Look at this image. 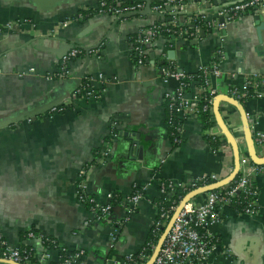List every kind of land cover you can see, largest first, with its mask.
I'll use <instances>...</instances> for the list:
<instances>
[{"label": "crops", "instance_id": "crops-1", "mask_svg": "<svg viewBox=\"0 0 264 264\" xmlns=\"http://www.w3.org/2000/svg\"><path fill=\"white\" fill-rule=\"evenodd\" d=\"M97 1L0 0V24H13L0 34V232L11 245L30 246L39 264L56 263V245L83 249L80 264L119 261L146 241L158 214L156 199L164 196L160 181L189 183L211 173L217 179L228 175L234 165L233 147L213 110L217 94L241 102L251 136L254 128L264 130V92L237 98L225 89L240 86L248 75L264 73V6L261 12L248 11L226 21L222 28L207 25L193 35L184 31L170 38L160 34L143 44L145 58L139 63L131 46L142 27L156 20L190 21L193 16H202L206 23L220 21L223 15L216 7L224 0L187 2L176 18L146 9L147 1L151 7L157 0H117L143 3L141 10L121 15L83 10ZM73 43L84 52L70 62L65 78L51 77ZM207 63L219 68V73H208L220 91L212 98L213 122L205 128L192 111L176 112L181 126L180 141L175 142L165 92L174 93L178 82L164 77L162 68L176 65L192 73ZM28 67L34 70L26 72ZM86 78L93 93L78 94ZM198 84L194 78L185 94L192 98ZM55 106L64 109L50 110ZM218 110L238 144L239 168L249 171L247 165L255 163L261 169L250 171L258 189V211L226 208L223 218L207 227L215 240L210 260L264 264V163H256L247 150L237 106L220 99ZM124 130L133 138L138 134L143 143L137 159H127ZM205 134L216 136L217 148ZM253 146L264 155L254 141ZM80 180L101 205L110 204L118 191L119 199L106 218L97 219L78 199ZM135 188L142 194L129 211L128 197ZM204 195L200 192L190 200ZM115 220L125 221L113 235ZM29 230L35 235L29 237ZM145 254L150 255L149 250Z\"/></svg>", "mask_w": 264, "mask_h": 264}, {"label": "built area", "instance_id": "built-area-1", "mask_svg": "<svg viewBox=\"0 0 264 264\" xmlns=\"http://www.w3.org/2000/svg\"><path fill=\"white\" fill-rule=\"evenodd\" d=\"M194 0H157L152 4L150 9L153 12L159 14H168L171 16L180 15L181 10H183L184 5L187 2H192ZM210 3L212 0H209ZM264 6V0H237L230 1L224 0L221 1L219 6L216 7L217 12L222 16V20H211L207 22L210 26H215L216 29L222 28L225 25V22L231 19H236L248 11H254V13L261 12ZM91 7V8H89ZM143 8V3L134 2L128 4H122L117 0H98L94 5L84 7L83 10H89V14H122L123 12L130 11H139ZM199 14V13H198ZM194 17V16H193ZM202 20L206 22V19H203L202 16H199ZM179 19H174L171 24H178ZM165 21L161 20L160 23L155 21L148 24L146 27H142L138 37L134 40L135 44L131 46V53L136 57L137 62L141 63L145 58V49L143 44L150 42L156 36L163 34L161 33V24L163 25ZM170 22V21H168ZM180 22V21H179ZM189 21L185 18L181 22L187 24ZM214 22V24H212ZM166 23V22H165ZM212 24V25H211ZM13 27L11 22H6L0 24V34L3 33V30L10 29ZM199 25H195L194 30L190 31L191 35L198 30ZM169 28V26H168ZM170 29V28H169ZM182 33L187 31L184 29H172V32ZM96 51V50H94ZM83 53L84 50L80 48L77 44H69L66 52L62 54L57 61L61 63V69L59 70L58 65L55 70L49 73L51 77L56 78H65L70 62L79 57L80 53ZM87 54H90V50L85 51ZM172 66V67H171ZM33 67H28L26 72H32ZM203 73V80L198 84V92L192 98L188 97L184 90L188 88L191 81L196 76L189 79V82L183 80L184 77H190V72H187L176 65H167L162 68L164 77H173L178 82V87L174 93L165 92V98L168 101V109L170 111V116L167 120L168 124L173 127V140L175 142L180 141V135L177 134L180 132L181 122L177 118L176 112H181L182 110H190L195 114H198L200 107L198 106L199 100L202 99L205 101L202 107L203 109L211 108L212 98L215 94L220 93L219 89L214 86L209 78L208 73L210 70H213L216 73H219V68L217 63H207L198 69V71ZM98 78L104 80V75L102 73L98 74ZM198 79V78H197ZM199 80V79H198ZM88 78L81 81L80 86L77 87V93L86 95L93 93L92 88L89 86ZM189 84V85H188ZM230 94H234L237 98H244L250 95L261 96L264 92V73L262 74H252L246 76L243 83L240 86L231 85L225 88ZM203 93H207V96H202ZM95 94V92H94ZM98 95V94H96ZM63 106L51 107L50 110L62 111ZM113 134H116L112 131ZM252 136L254 143L264 150V130L259 128H254L252 130ZM106 154V153H105ZM249 171L239 168L238 173L239 177L235 183L231 186L225 187L227 184L219 186L217 188L205 191L204 198L197 200L195 202L190 199L182 206L180 211L177 213L170 229L168 230L162 245L151 262V264H213L210 260V256L215 246L214 237L208 232L207 227L213 223L221 220L224 216V209L230 208L232 197L239 192H244L245 198L247 200L245 206L241 210H233L236 213L244 212L246 214H254L258 211V189L255 185L254 179L250 175L251 170L259 171L261 166L255 163H250L247 165ZM237 173V174H238ZM84 174V171H82ZM206 178L210 181H205L203 184L213 182L217 179L215 173L209 174V176H200L195 178L193 181L186 183L181 181L173 180H164L160 181V189L164 196L163 198H170L175 191L177 190H186L189 191L195 187H198L203 184H198L199 179L205 180ZM225 187V188H223ZM77 197L82 202L89 201L93 202L94 206L91 209L94 211L97 219H104L110 211V204L101 205L97 203L92 196H90L84 189L82 181H78L76 187ZM185 192V193H186ZM142 191L134 189L130 196L128 197V210L132 211L136 208V202L140 198ZM176 205H171L168 208L160 206L158 209L157 218L154 220V225L156 230L162 229L167 223L170 215V210H174ZM99 210V212H98ZM173 212V211H172ZM125 220H115L114 221V231L113 235L116 234L118 227ZM29 237L34 236L35 233L32 230L27 232ZM3 246L1 251L0 258L15 261L21 264H25L26 261H29L30 264H39L38 257L30 246L27 245H11L0 232V247ZM59 246V245H56ZM154 246V244L152 245ZM63 250L62 254L59 252V257L56 260L55 264H80L81 258L83 256L84 250L81 248H76L74 250H67L66 247L60 246ZM57 248V247H56ZM58 249V248H57ZM59 251V250H58ZM145 251V252H144ZM142 250L138 255V259L134 257L133 253L125 255L119 261L113 262L112 264H143L149 255L145 254L147 248ZM41 258L44 255H40ZM34 260L30 261L29 258Z\"/></svg>", "mask_w": 264, "mask_h": 264}, {"label": "water", "instance_id": "water-1", "mask_svg": "<svg viewBox=\"0 0 264 264\" xmlns=\"http://www.w3.org/2000/svg\"><path fill=\"white\" fill-rule=\"evenodd\" d=\"M207 2V4L210 3L209 0H205ZM215 1V0H214ZM146 9H148L149 11L150 9V4L147 1L146 3ZM121 15V14H119ZM259 14H256V17L259 18ZM222 19V18H221ZM202 31V30H201ZM88 50V49H87ZM220 99H226L231 101L232 103H234L239 112H240V116H241V120H242V125H243V129H244V134H245V138H246V142H247V150L251 156V158L256 162V163H264V155L263 156H259L256 151L255 148L253 146V141H252V136H251V132H250V127H249V123H248V119L246 116V112L241 104V102L238 99H235L233 97H229L226 94H217L214 99H213V110L217 119L218 124L220 125V127L222 128V130L224 131V133L226 134V136L228 137V139L230 140V143L232 144L233 147V157H234V165H233V169L231 170V172L218 179L215 180L213 182H209L203 185H200L198 187H195L189 191H187L184 196L180 199V201L176 204L173 212L171 213L167 223L165 224V226L163 227L160 235L158 236V239L156 241L155 246H153L152 251L149 255V257L146 259V261L143 264H151V262L153 261V259L155 258V256L157 255L162 242L168 232V230L170 229L177 213L180 211V209L182 208V206L193 196H195L196 194L200 193V192H205L214 188H217L219 186L225 185L227 183H229L238 173L239 171V148H238V144L236 143L234 137L232 136L231 132L229 131V129L227 128V126L224 124L222 117L220 115V112L218 110V102ZM22 117V116H21ZM8 123V122H7ZM123 133V136H125V141L122 143L124 149H126L127 151V159H137L138 156L141 155V151L143 149V143L140 142L139 136L138 134L136 135V137H132L128 134L127 130H124L123 132H121V134ZM0 260L3 261H7V262H11V263H15V264H21L15 261H11V260H6V259H2L0 258Z\"/></svg>", "mask_w": 264, "mask_h": 264}, {"label": "trees", "instance_id": "trees-1", "mask_svg": "<svg viewBox=\"0 0 264 264\" xmlns=\"http://www.w3.org/2000/svg\"><path fill=\"white\" fill-rule=\"evenodd\" d=\"M89 8H91V7H89ZM86 12L88 13L89 10H86ZM160 21L161 20H156L155 22L160 23ZM165 22L163 23V25L161 24L160 31H161V33H163V35L168 36V38L172 37L173 35H177L178 34L177 30H176V32H172V29H174V28L178 29V30L186 28L187 32L189 33L190 31L194 30L195 25H199V27H206L207 25L210 26L208 23H206L204 20H202L199 16H194L193 18H191V20L187 24H184V23L181 24V22L178 21V24L172 25L171 22H167V21H165ZM168 26H169L170 29L168 28ZM80 54H82V52ZM57 65H58V68L60 70L62 64L61 63H57ZM68 66H66V67L68 68ZM190 74H191L190 77H184L183 78V80L186 83L189 82V79L194 77V76H196L199 79L198 80L199 83L202 82V80L204 78L203 77V73L200 70L199 71L197 70L196 72H192ZM202 96L203 97L207 96V93H203ZM166 101H167L166 102V107L168 108V101L169 100L166 99ZM203 103H205V101L201 97V99L198 102V106L200 107V110H199L197 115H198L200 121L203 123L204 127L206 128V127H209L212 124V122H213L211 120L212 109L210 108V106H209V109L208 108H206V109L201 108ZM170 114L171 113H170V111L168 109L167 120H168ZM172 131H174V129H173L172 126H170V133L173 136ZM174 132H176V131H174ZM205 138L210 143V145L212 146L213 149L217 148V145L219 144V140L216 138L215 135H213V134H205ZM239 174H240V172L238 174H236V176L225 187L233 185L235 183V181L237 180V178L239 177ZM205 181L206 182L210 181V179H208V178H206L205 180L199 179L198 180V184H203V182H205ZM225 187H223V188H225ZM136 189H138V188H136ZM138 190H140V189H138ZM185 192H186V190H182V191L181 190H178V191L176 190L175 193L170 198L158 197L156 199V203H157L158 209H159L160 206H164L165 208H168L171 205H176L180 201V199L184 196ZM118 199H119L118 191H114L113 195H112V199L110 201V210H111L112 205ZM246 202H247V200L245 198V194H244V192L241 191V192H239L238 194H235L232 197L230 208L233 209V210H238L239 211L245 206ZM85 203L90 208L94 206L93 202L85 201ZM172 211L173 210H170L169 215L172 213ZM98 212H99V210H98ZM162 229L156 230L154 223L152 224V227L150 229L149 235H148L146 241L142 244L141 249L133 253L134 257L136 259H138V255L140 254V252L142 250L144 251V249H146V248H147V251L149 250V253H151L150 250L152 249V245L155 244V242L158 239V236L160 235ZM56 247L58 248L59 252L62 254V252H63L62 250L63 249L60 246H56ZM2 249H3V246L0 247V256H1ZM29 260L32 261L34 259L30 257ZM25 264H30V262L26 261Z\"/></svg>", "mask_w": 264, "mask_h": 264}, {"label": "rangeland", "instance_id": "rangeland-1", "mask_svg": "<svg viewBox=\"0 0 264 264\" xmlns=\"http://www.w3.org/2000/svg\"><path fill=\"white\" fill-rule=\"evenodd\" d=\"M157 241V240H156ZM155 244H156V242H155ZM155 244H154V246H155ZM152 251V250H151Z\"/></svg>", "mask_w": 264, "mask_h": 264}]
</instances>
